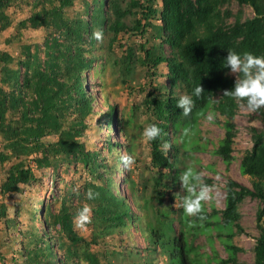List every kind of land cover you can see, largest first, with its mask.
I'll use <instances>...</instances> for the list:
<instances>
[{
	"label": "trees",
	"instance_id": "obj_1",
	"mask_svg": "<svg viewBox=\"0 0 264 264\" xmlns=\"http://www.w3.org/2000/svg\"><path fill=\"white\" fill-rule=\"evenodd\" d=\"M36 1L29 21L32 29L47 32L43 44L19 43L16 57L0 51V166L9 164L0 183V195L43 189L44 174L50 177L52 186L54 179H60L62 169L78 177L64 180L55 198L57 210L50 204L37 209L34 204L26 224H19L18 210L13 218L7 205L0 202V223L9 232L24 226L17 232L19 246L13 252L17 257L11 259L12 264H102L100 257L90 251V245L106 244V237L122 234L135 219L130 204L116 193L115 179L117 161L124 154L121 149L132 155L141 139L138 130L144 128L135 123L133 110L122 121L110 105L105 113L95 111V97L85 85L98 64L93 53L97 41L91 38L92 33L101 30L107 36V50L115 44L124 48L132 37L144 38L139 46L141 56L127 48L115 62L126 77L137 65L145 68L147 76L157 78L158 67L166 65L168 85L154 89L158 93L148 92L141 102L148 115L147 125L157 124L162 129L160 138L148 144L150 168L155 176L145 208L151 210L154 200H163L177 182L182 150L183 155L188 149H196L186 148L178 140L184 139V132L195 125L211 103L213 110L224 117L223 138L214 154L226 165L233 160V120L238 105L223 92L233 89L236 78L229 76L224 61L228 51L264 57V0H235L240 6L250 7L254 15L242 21L238 14L231 25L225 23L229 11L220 10L229 0H160V4L157 0H126L124 5V0ZM15 2L0 0V30L10 25L6 12ZM76 2L82 3L87 19L69 13ZM19 25L27 26L25 20ZM148 35L152 39H147ZM20 37L14 35L13 40ZM151 40H160L161 45L149 47ZM164 44L169 46L170 57L159 50ZM199 85L203 94L199 98L192 96V112L183 116L176 107L179 96L174 91L192 95ZM216 96L218 100L213 101ZM256 113L264 120V108ZM101 124L111 128L123 142L110 135L102 137ZM250 131L252 147L243 154L239 169L253 180L252 188L227 179L224 209L204 210L203 220L183 218L181 212L177 218L172 216L173 211L170 217L169 213L152 211L154 221L146 226L148 252L159 251L165 264H236L242 249L232 238L243 232L238 206L249 197L262 204L256 212L258 236L253 253L254 264H264V129ZM96 140L105 146L100 149ZM164 141L172 145L167 153L161 149ZM109 160L114 165H109ZM129 182L133 193L134 182ZM89 189L98 193L96 199H86ZM85 204L92 209L89 241L77 234L73 220ZM38 212H43L42 220ZM174 222L179 224L177 231ZM211 229L222 242L224 259L217 255L203 259L193 245V238L202 233L210 235Z\"/></svg>",
	"mask_w": 264,
	"mask_h": 264
},
{
	"label": "rangeland",
	"instance_id": "obj_2",
	"mask_svg": "<svg viewBox=\"0 0 264 264\" xmlns=\"http://www.w3.org/2000/svg\"><path fill=\"white\" fill-rule=\"evenodd\" d=\"M36 0H16L15 4L7 10V17L10 20V25L4 30H0V51H7L14 57L18 55L19 43H39L43 44L47 37V32L42 28L32 29L29 21L33 9L32 3ZM89 2L91 0H88ZM106 0L105 2H107ZM124 0L122 5L125 4ZM158 3L160 0H157ZM37 2V1H36ZM160 4V3H159ZM90 9H92L90 7ZM221 12L229 11L230 16L225 20L227 25H231L236 15L240 14L242 21L248 18H252L254 13L248 6H240L235 0H229L227 3L220 7ZM71 16H82L87 19L88 15L84 13L81 2H76L70 11ZM26 21L27 26L25 28L20 27V21ZM14 35H21L18 41L13 40ZM148 37V38H147ZM18 38V37H17ZM16 38V39H17ZM147 39H152L150 35L146 36ZM8 41H10L8 43ZM144 42L142 37H132L128 39L127 45L124 48H119V44L111 46L110 50H107L108 38L104 37L102 43L94 44L93 53L98 57L95 68L89 73L88 79L85 82L86 87H89L90 92L95 97V111L105 113L108 110V105L117 110L119 120H123L129 115L130 110L135 113V123L141 125L143 128L147 126L148 115L144 114V109L141 105L142 100L148 92L154 91L159 86L168 85L166 78L167 68L165 64H161L158 67V77L151 78L147 76L145 68L135 65L131 74L127 77L124 76L119 64L115 62L119 61L123 54H125L127 48L134 51L135 56L142 55L139 49L141 43ZM160 46V40H151L148 45ZM161 52L170 57V49L168 45H162L159 49ZM156 53V52H155ZM229 76L236 78L233 74L229 73ZM161 89V88H159ZM161 91V90H160ZM165 93L164 90L161 91ZM179 97L184 95L183 91H174ZM219 96L214 97L213 101H217ZM206 110L205 114L200 116L195 125L188 130V135H185L184 139H179L178 144L183 142L184 147L190 148L195 146L196 149L189 150L185 154L182 153L179 156L178 166L181 173L188 167L195 168L201 173L203 182L209 186H215L212 192V200L204 204V210L210 212L212 208L220 212L224 209L225 203V184L227 179H232L237 183L252 188V179L249 176L242 175L240 173L239 165L243 154L250 150L252 147L251 128H256L259 131L264 129V120L255 112L249 113L238 105L236 115L234 117L236 135L233 141V160L229 165H226L220 157L214 154L217 149L219 141L223 138V121L224 117L219 116L212 108ZM216 114L214 122L209 123L206 121L208 113ZM98 116L95 118V120ZM94 122V121H93ZM93 125V124H92ZM101 136L110 135V138L123 142L122 137H118L111 130V128L105 129V124H101ZM136 131V130H135ZM142 133V130L139 129ZM109 133V134H107ZM180 134V133H179ZM178 136V135H177ZM50 140V139H49ZM97 141V146L100 149L105 146L100 140ZM95 142V141H94ZM198 148V149H197ZM2 150V143L0 140V151ZM107 154L106 148L103 149ZM148 145L142 142V138L138 139L136 148L133 150L132 155L138 158V162L134 164L130 169H125L120 160L117 161V174L115 179L116 193L124 197L130 204L131 209L135 215L134 222L131 223L122 234L106 237L104 241L106 244H100L96 246L90 245V251L100 257L102 264H165L166 259L159 251L148 252V239L146 226L153 223L152 218L154 213H169L173 211V217L178 218L179 212L181 217H186L183 214V210L180 207L181 197L185 194L181 188L180 176L177 179L174 187L168 189L165 198L163 200H154V209L147 210L145 204L149 202L152 195L151 187L153 185V177L155 172L150 168V156L148 152ZM118 152V150L116 151ZM120 153H125V150L121 149ZM9 164L0 166V183L3 179L5 171ZM109 165H114V162L109 160ZM60 179H54L51 186V179L47 174H44L43 189L28 190L24 189L22 192L9 194L6 196L0 195V202L5 203L9 209L11 217L16 218L14 211L18 210L19 224L27 223L30 217L29 210L32 205L38 209L45 205L50 204L55 210L58 209V202L55 199L62 191V185L65 184L64 180L69 181L78 176L73 177L72 173H65L61 170ZM154 175V176H153ZM181 175V174H180ZM219 177V179H217ZM63 179V180H61ZM131 179L134 182L133 187L135 191L132 193L130 189ZM135 195V197L133 196ZM39 202L42 204H39ZM74 204H76L74 202ZM141 207V208H140ZM262 208L261 202L256 198H245L238 206L239 225L243 229L242 233H236L232 238V242L242 249L237 254L236 264H254L253 248L255 245V239L258 236V230L256 227V212ZM153 211V212H152ZM40 220L43 218V212H38ZM27 218V219H26ZM191 218V217H187ZM74 220V219H73ZM175 230L179 229L178 222H174ZM79 236L84 237L88 241L91 238V229L87 226L86 231H81L75 228ZM18 230L23 231L24 226L19 225L18 229H10L7 231L2 223H0V264H12L11 259L17 257L13 252L18 249V242L20 235ZM236 231V230H235ZM52 235V234H51ZM4 243H8L3 245ZM193 245L196 247L197 253L202 255L203 259L207 257H213L217 255L219 258H226V252L223 249L222 242L217 239L215 232L211 229L210 235L199 234L193 238ZM60 256H62L60 254Z\"/></svg>",
	"mask_w": 264,
	"mask_h": 264
},
{
	"label": "clouds",
	"instance_id": "obj_3",
	"mask_svg": "<svg viewBox=\"0 0 264 264\" xmlns=\"http://www.w3.org/2000/svg\"><path fill=\"white\" fill-rule=\"evenodd\" d=\"M92 39L102 43L104 34L101 30L92 33ZM227 68L236 79L232 90L223 92V96L230 97L237 105L249 113H255L264 108V57L255 56L252 53L244 52L242 55L228 51L224 61ZM203 94V88L199 85L194 88L192 95H181L176 103V107L182 110L183 116H188L194 107L192 96L199 98ZM216 114L208 113L206 121L214 122ZM162 129L157 124H149L144 127L141 138L146 145L160 138ZM188 135V131L184 132ZM172 145L164 141L161 149L167 153ZM120 162L127 170L135 164L132 155L124 153L120 156ZM219 179V177H217ZM180 184L183 192L180 207L186 217L204 219V204L212 200V192L215 186H209L203 182L202 175L193 167L186 168L180 175ZM98 193L89 189L86 193L87 200H94ZM92 209L85 204L78 210L74 217L75 228L86 231L91 223Z\"/></svg>",
	"mask_w": 264,
	"mask_h": 264
}]
</instances>
